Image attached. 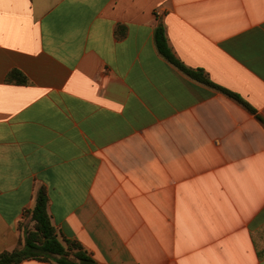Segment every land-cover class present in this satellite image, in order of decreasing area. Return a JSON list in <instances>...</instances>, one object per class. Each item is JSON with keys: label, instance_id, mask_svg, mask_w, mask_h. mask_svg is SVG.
Masks as SVG:
<instances>
[{"label": "crops", "instance_id": "obj_1", "mask_svg": "<svg viewBox=\"0 0 264 264\" xmlns=\"http://www.w3.org/2000/svg\"><path fill=\"white\" fill-rule=\"evenodd\" d=\"M40 188L98 264H264V0H0V253Z\"/></svg>", "mask_w": 264, "mask_h": 264}, {"label": "trees", "instance_id": "obj_2", "mask_svg": "<svg viewBox=\"0 0 264 264\" xmlns=\"http://www.w3.org/2000/svg\"><path fill=\"white\" fill-rule=\"evenodd\" d=\"M154 43L159 55L190 79L221 91L253 112V109L237 95L209 81L203 70L189 69L177 60L167 44L165 31L161 25L154 31ZM7 81L20 85L27 83L25 76L18 70H11L7 75ZM47 202L46 191L40 188L34 208L25 213V218L32 222V227L19 224L22 238L15 249L0 253V264H20L29 260L56 264H98L78 241L58 236L47 213Z\"/></svg>", "mask_w": 264, "mask_h": 264}]
</instances>
